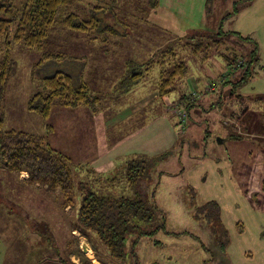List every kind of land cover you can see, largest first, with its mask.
Masks as SVG:
<instances>
[{"label": "rangeland", "instance_id": "rangeland-1", "mask_svg": "<svg viewBox=\"0 0 264 264\" xmlns=\"http://www.w3.org/2000/svg\"><path fill=\"white\" fill-rule=\"evenodd\" d=\"M13 2L21 7L25 0ZM159 2L154 8L152 0L83 1L90 15L96 11L95 7L100 6L116 13L119 11L121 21L127 20L133 39L121 38L118 44L112 46L120 59L104 60L105 56L112 54L106 52L108 49L100 40L89 42L86 37L61 34L57 29L51 30L48 47L54 50L61 45L60 51L70 56L68 60H53L37 67L41 53L19 45L12 48L14 75L8 84L7 100L1 112L4 116L2 131L45 135L47 125H51L53 132L50 133L49 143L71 159L75 189L72 195L73 213L70 215L60 205L64 196L59 189L46 194V186L40 190L20 183L12 175H6L0 167L1 264H9V261L34 263L37 256L31 254V250L37 246L35 241L38 238L50 245L52 254L56 250V258L65 259V245L70 241L71 224L74 218L78 219L83 191L129 196L126 190L127 161L134 157L127 158L129 150L124 151L123 140L130 135L134 137L130 141L131 152L155 160L149 193L155 190L154 202L165 214L166 226L142 238L137 247L135 237H129L126 241L127 258L124 263L116 264H264V210L258 209L244 193L245 180L241 174L243 165L250 161L251 151L264 153V142L259 138V134H264V103L255 102L257 95H264V0H255L251 5L245 0H212L209 13L207 0ZM236 5L238 14L225 20L223 29L255 39L260 47V63L255 66V77L239 92L232 91V99L225 96L227 100L221 102L220 89L211 95L199 90L201 86L204 89L212 77L224 72L226 67L221 59L216 58L214 67H207L204 72L196 66L192 57L186 55L183 60L189 65L190 79L184 88L187 93L195 92L193 80H199L197 107L187 110L186 106H182L181 110H175L174 105L181 92L173 93L159 104L156 101L155 107L150 108L148 113L132 115L116 129L104 130L103 120L106 117L151 90L153 82L149 80L143 81L142 87L131 92H118L113 88L112 84L118 83L120 78L112 82L110 78L114 73L120 76L125 69L130 70L126 65L128 59L139 56L144 60L143 57L154 48L171 47L173 43L170 40L183 37L191 30L216 31ZM105 22L109 20L105 19ZM87 60L93 64L88 66L93 67V71H87L84 81L91 90L105 93L108 106L93 114L88 108H54L47 122L28 111V101L42 90L45 76L65 72L82 80L78 73ZM120 64L124 69L118 67ZM104 67L107 71L103 70ZM97 72L99 75L96 76ZM117 96L121 99L118 100ZM155 96L158 97L157 93L146 102H151ZM115 97V103L111 104ZM164 105H169L170 111L158 113L164 110ZM245 109L248 115L243 113ZM83 111L88 112L90 118L78 116ZM232 111L235 116L230 114ZM181 112L185 113V120L180 117L183 115ZM152 113L159 115L160 119L150 120L148 115ZM97 121H100L99 133L92 134L91 128L97 129L92 124L98 125ZM248 125L255 132L251 133L249 127V134H256L258 138L249 136L240 141L230 140L231 131L238 132ZM141 126L148 128L140 131ZM106 156H109L108 159ZM119 156L122 158L117 159ZM158 156L161 158L156 159ZM84 167L96 170V175ZM112 178L119 179L121 183L107 188L105 184ZM6 219L12 221L9 223ZM99 245L104 248L100 242ZM6 249L14 255L6 256ZM85 257L88 264L111 261L105 255L98 256L95 251Z\"/></svg>", "mask_w": 264, "mask_h": 264}, {"label": "trees", "instance_id": "trees-1", "mask_svg": "<svg viewBox=\"0 0 264 264\" xmlns=\"http://www.w3.org/2000/svg\"><path fill=\"white\" fill-rule=\"evenodd\" d=\"M83 1L86 0H25L21 7H17L13 0H0V167L17 173L26 172L32 186H46L49 191L59 189L64 196V208L74 204L73 169L71 159L49 143L53 127L47 125L45 135L17 130L3 132L4 116L1 112L5 107L8 84L14 75L11 50L15 45L41 53L37 67L53 60L63 62L70 56L60 51L61 45L54 50L48 47L51 30L57 29L61 34H77L83 39L86 37L89 42L100 40L105 43L108 49L106 52L112 54L105 56L104 60L115 57L120 59L112 46L118 44L121 38L133 39V32L127 20L121 21L118 10L116 13L100 6L95 7L96 11L90 15V10L83 5ZM254 1L245 0L248 5ZM159 4V0H152L154 8ZM206 6L209 13L212 0H207ZM238 12L236 5L234 11L224 17L216 31L191 30L183 37L177 36L176 40H170V43H173L171 47L154 48L143 57L144 60L139 56L128 59L126 65L130 70L125 69L120 76L114 73L112 79L110 78L111 82L120 78L118 83L112 84L113 88L118 89V92H131L142 87L143 81L149 80L153 82L150 91L158 95L157 104L171 94L181 92L174 105L175 110H181L182 106H186L187 110L197 107L200 99V93L197 92L199 80H193L195 92L187 93L184 88L190 79L189 65L183 60V56L188 55L204 72L207 67H214L216 58L221 59L226 67L224 72L212 77L204 89L201 86L199 90L211 95L220 89L221 102L227 100V97L232 99L234 91L239 92L255 77V66L260 63V47L255 39L223 29L225 20ZM105 19L109 22L106 23ZM114 38L117 41H114ZM118 67L124 69L121 64ZM113 88L111 94L114 93ZM104 95L105 93L98 90H91L83 79L77 80L69 73L55 72L42 79V90L29 99L28 111L38 115L45 122L50 119L54 108H88L92 113H97L108 106ZM117 99L121 98L117 96ZM112 101L115 102L116 97ZM255 102L264 103V95H257ZM163 108L164 110L161 109L158 113L170 111L169 105H164ZM181 113L183 115L180 117L185 120V113ZM243 113L248 115V110L245 109ZM230 114L235 116L233 111ZM156 117L159 118V115L155 114L154 118ZM249 127L251 133H255L253 127L248 125L238 132L231 131L234 133L230 132V140L240 141L249 136L257 137L256 134H249ZM130 157L132 156L127 158ZM133 157L134 159L127 161L126 170V190L130 193L129 196H111L96 190H85L78 210L80 225L77 228L90 240L92 249L100 256L97 248V243L100 242L109 257L120 263H124L127 258L126 241L129 237H135L134 244L137 247L142 238L151 236L166 226V216L154 202L155 190L149 193L151 170L155 160L144 155ZM159 158L161 156L156 157ZM88 170L89 173H97L92 168ZM241 174L245 180L244 193L258 209L264 210V153L251 151L250 161L243 165ZM120 183L119 179L112 178L105 186L113 188Z\"/></svg>", "mask_w": 264, "mask_h": 264}, {"label": "crops", "instance_id": "crops-1", "mask_svg": "<svg viewBox=\"0 0 264 264\" xmlns=\"http://www.w3.org/2000/svg\"><path fill=\"white\" fill-rule=\"evenodd\" d=\"M89 65H93V64L92 63L89 64V61L85 62L84 67L78 73V75L81 76L83 80H84L85 74H87V71H89V72L93 71V67H88ZM103 70L107 71V70H105V67L103 68ZM112 73H114V72H112ZM154 94H156L154 91H150L145 96H143V97H141L139 99L131 100L123 108L124 110L123 109L122 110L121 109H117V111L114 112L113 115H111L109 117H106L103 120L104 121L103 122L104 130L107 131V130H111L112 128L116 129V127H118L121 124H123L132 115H137V116L139 115L140 116V114L143 113V112L145 114L148 113L150 108L152 110L155 107L154 104H155L156 99L158 97L155 96L152 99V101L149 102V103H147L146 101H147V99H149L150 96H153ZM6 100H7V97H6ZM114 103L115 102L111 101V104H114ZM137 106H138V108L136 110H134V108H136ZM154 115L155 114H153V113L148 115V117H150V120L155 119ZM78 116H82L84 118H90L89 117V113L86 112V111H83V113L78 115ZM157 119H160V117L157 118ZM144 121L145 120L143 119L142 122H144ZM97 122H98V125L92 124V127L97 128V129L91 128V133L92 134L97 133L98 129H100V128H98L100 126V121H97ZM169 124H170V122H169ZM152 125H153V123H152ZM146 128H148V127H146ZM146 128H143V126H141L140 131L143 130V129H146ZM98 133H99V131H98ZM133 138L134 137L132 135H130V136H128L127 139L123 140V144H125V146H124L125 150L124 151H128L129 150V155L130 156H135V155L139 154V153H136V152H131V150H130L129 146L132 143L130 141H132ZM259 138H261L260 141H264V134L262 136H259ZM108 157L106 156V159H108ZM120 158H122V156H119L117 159H120ZM105 161H109V160H105ZM3 170H4L6 175H12L18 182L27 183L30 186H32L29 183V175L26 172L17 173V172H13V171H11L9 169L5 170L4 168H3ZM33 187L40 188V190H43V188H44L43 186H41L39 184H36ZM48 191L49 190L46 189V191H44V193L47 194V193H49ZM63 203H60L63 211L65 213H68V214L72 215V213H73L72 207L68 206V207L64 208ZM6 221L10 223L12 220L11 219H6ZM2 222H4V221H2ZM71 225H72L71 226V233H70V238H69L70 241L68 242V244L65 245V254H66L65 259L59 257L60 252H59L58 249L57 250H58L59 259L56 258L57 257L56 256V253H57L56 250H55V254H52V252H51L52 248H50V245L48 243H46L45 240H43L41 238H38L35 241V244L37 246L31 250V254L37 256L35 261H34V263H32V264H88L89 261H86L85 258H87L90 255H87V257H85V256H86V254H90V252L94 253V251L92 249V244H91L90 240H88L86 237H84L80 233V231L78 230L77 227H78V225H80L79 224V218L78 219L74 218L73 224H71ZM59 234H60V232H59ZM91 237L93 239L92 235H91ZM1 238H2V236H1ZM4 244H6V243L4 242ZM8 245H9V243H8ZM97 248L100 251V255L101 256L105 255L108 260H111L110 262H108V261L104 262L105 264H116L115 263L116 261H114L113 259H111L109 257L106 249L102 248L101 245H99V243H97ZM37 253H38V255H37ZM4 254L6 256L14 255L12 252L8 253L7 249L4 251ZM95 254H96V252H95ZM1 261L2 260H0V264H1ZM18 263H19V261H13V262L9 261V264H18ZM98 264H103V262L100 261V262H98Z\"/></svg>", "mask_w": 264, "mask_h": 264}]
</instances>
